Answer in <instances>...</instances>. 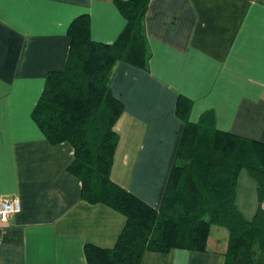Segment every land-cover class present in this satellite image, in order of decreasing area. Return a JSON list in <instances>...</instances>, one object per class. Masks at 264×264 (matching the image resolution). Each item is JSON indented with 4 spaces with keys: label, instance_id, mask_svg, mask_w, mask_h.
<instances>
[{
    "label": "crops",
    "instance_id": "crops-1",
    "mask_svg": "<svg viewBox=\"0 0 264 264\" xmlns=\"http://www.w3.org/2000/svg\"><path fill=\"white\" fill-rule=\"evenodd\" d=\"M122 1L0 0V200L21 204L0 220V264H88L86 245L112 249L124 229L123 215L82 200L72 146L49 143L32 119L48 74L66 66L74 19L88 14L92 39L113 44L127 25ZM144 26L147 69L117 65L113 78L125 112L112 180L158 210L185 126L179 96L192 101L193 122L209 116L264 142V0H151ZM236 186L251 220L258 185L242 171ZM223 234L206 252H148L142 264H224Z\"/></svg>",
    "mask_w": 264,
    "mask_h": 264
},
{
    "label": "trees",
    "instance_id": "trees-1",
    "mask_svg": "<svg viewBox=\"0 0 264 264\" xmlns=\"http://www.w3.org/2000/svg\"><path fill=\"white\" fill-rule=\"evenodd\" d=\"M150 2L119 3L127 25L113 44L92 39L88 14L74 19L66 66L48 74L32 114L49 143L72 146L69 171L81 183L82 200L126 218L114 248L85 246L88 264H142L148 252L174 249L206 252L217 225L229 232L224 264H264V142L217 129L209 116L193 122L189 98L177 99V116L185 126L160 209L112 180L120 141L116 124L125 112L113 78L117 65L148 67L144 21ZM242 171L258 185V210L251 220L237 207Z\"/></svg>",
    "mask_w": 264,
    "mask_h": 264
},
{
    "label": "built area",
    "instance_id": "built-area-1",
    "mask_svg": "<svg viewBox=\"0 0 264 264\" xmlns=\"http://www.w3.org/2000/svg\"><path fill=\"white\" fill-rule=\"evenodd\" d=\"M21 211L20 201L17 199H1L0 200V220L7 222L14 215Z\"/></svg>",
    "mask_w": 264,
    "mask_h": 264
},
{
    "label": "rangeland",
    "instance_id": "rangeland-1",
    "mask_svg": "<svg viewBox=\"0 0 264 264\" xmlns=\"http://www.w3.org/2000/svg\"><path fill=\"white\" fill-rule=\"evenodd\" d=\"M223 233L228 234L229 232H227V230L221 226H218V225L213 226L211 229L210 244L214 246L215 245L214 241H216L218 237L223 239L224 238Z\"/></svg>",
    "mask_w": 264,
    "mask_h": 264
}]
</instances>
